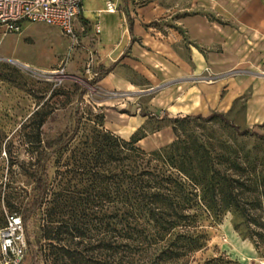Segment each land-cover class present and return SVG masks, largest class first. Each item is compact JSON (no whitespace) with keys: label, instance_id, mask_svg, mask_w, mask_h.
I'll list each match as a JSON object with an SVG mask.
<instances>
[{"label":"rangeland","instance_id":"374dc122","mask_svg":"<svg viewBox=\"0 0 264 264\" xmlns=\"http://www.w3.org/2000/svg\"><path fill=\"white\" fill-rule=\"evenodd\" d=\"M106 1L116 8L169 11V18L149 25L173 37L165 36L160 43L134 40L127 64L115 69L132 84L130 88L108 89L99 82L87 85L108 68V51L115 48L122 55L130 44L125 14L99 11ZM200 22L205 24L202 33ZM75 25L73 40L43 24L22 23L17 33L0 30V230L9 216L18 217L16 209L34 195L29 173L40 144L68 132L74 111L81 117L80 129L68 151L49 163L53 186L61 180L70 151L81 150L93 129L125 141L139 137L136 146L145 152L172 141L171 119L177 116L219 113L239 130L264 135V121L245 127L243 115L244 105L258 99L264 86L260 82L264 80V0H128L122 4L81 0ZM75 85L84 90L82 95ZM196 124L186 131L235 141L242 152L264 158V143L258 139L235 136L218 122L203 129ZM260 170L256 163L255 172ZM263 190L257 189L251 197L257 198ZM259 200V208L247 207L244 214L259 218L261 226L224 215L207 230L206 248L190 264L264 260V196ZM43 213L40 210L30 218L29 233ZM8 262L12 264L13 258L0 250V264ZM18 264L31 263L24 255Z\"/></svg>","mask_w":264,"mask_h":264},{"label":"trees","instance_id":"16d2710c","mask_svg":"<svg viewBox=\"0 0 264 264\" xmlns=\"http://www.w3.org/2000/svg\"><path fill=\"white\" fill-rule=\"evenodd\" d=\"M114 65L87 85H95ZM194 122L199 129L218 122L235 136L264 143V135L239 130L219 113L172 118V141L150 152L136 146L139 137L125 141L93 129L81 150L70 151L53 186L49 163L68 151L80 129L81 117L74 111L68 132L40 144L29 173L34 195L16 209L30 263L190 264L205 250L207 230L224 215L261 226L259 218L244 213L261 205L264 190L255 199L251 194L264 189V158L242 152L235 141L186 131ZM40 210V222L29 233L27 223Z\"/></svg>","mask_w":264,"mask_h":264},{"label":"built area","instance_id":"2783aa9c","mask_svg":"<svg viewBox=\"0 0 264 264\" xmlns=\"http://www.w3.org/2000/svg\"><path fill=\"white\" fill-rule=\"evenodd\" d=\"M116 11L111 1L105 2L102 12L113 14ZM80 14L81 0H0V30L17 33L22 23L43 24L58 29L73 40ZM94 31L97 34V27ZM0 250L13 258L12 264H18L24 256L19 217L9 216L6 226L0 230ZM259 264H264V260Z\"/></svg>","mask_w":264,"mask_h":264},{"label":"crops","instance_id":"0c3cea01","mask_svg":"<svg viewBox=\"0 0 264 264\" xmlns=\"http://www.w3.org/2000/svg\"><path fill=\"white\" fill-rule=\"evenodd\" d=\"M121 4L127 3L128 0H118ZM127 8V7H126ZM117 7L118 13H124L125 16H128V21L131 25V35L130 44L125 49L122 55L117 53V49L113 48L112 50L108 51V67L111 66L113 63V69L107 73L100 81L99 86L101 87H108V89H118V88H126L132 87V84L128 82L122 75L115 74V69L120 67L121 65L127 64L128 57L126 56L129 53V50L133 46L134 40L141 41L143 43L149 42H157L160 43L161 38H165V36L173 37V33H162L161 31L155 30L149 24L153 21L162 18H169V11L165 10L163 7H130V8ZM123 9V10H122ZM103 9L99 10L102 12ZM177 24H182L186 28V25L182 22H176ZM201 33L203 32V28L205 24L200 22ZM207 27V26H206ZM190 34V33H189ZM198 35V33H196ZM163 40V39H162ZM106 69V68H105ZM264 85V80H260ZM253 84L251 87L252 95L255 94V90L252 89ZM258 89V88H255ZM260 96L258 99L253 103H247L244 105L243 115L245 120V127L260 124V122L264 121V86L260 90Z\"/></svg>","mask_w":264,"mask_h":264}]
</instances>
